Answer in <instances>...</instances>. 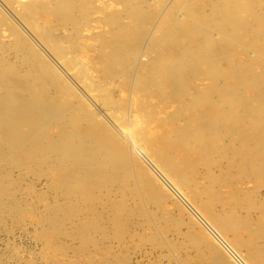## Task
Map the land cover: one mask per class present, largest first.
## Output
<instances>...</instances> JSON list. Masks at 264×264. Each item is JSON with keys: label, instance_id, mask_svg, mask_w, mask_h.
<instances>
[{"label": "bare ground", "instance_id": "6f19581e", "mask_svg": "<svg viewBox=\"0 0 264 264\" xmlns=\"http://www.w3.org/2000/svg\"><path fill=\"white\" fill-rule=\"evenodd\" d=\"M4 1L0 0L4 191L9 192L11 180L3 174V164L25 169L38 165L40 173L42 168L53 173L64 202L55 195L53 218L62 212V223L52 219L49 227L72 230L70 235L66 231L69 239H84L80 248L89 256L91 242L111 254L106 239L126 243L130 235L142 238L146 233L144 240L173 248L166 233L186 220L173 211L180 208V215L188 207L201 223L190 215L185 238L195 253L182 264H264V0H103L105 5L96 10H102L100 20L108 28L99 24L107 30L96 37L97 48L78 40L82 28L95 22L91 15L96 1ZM31 21L42 22L43 35L30 30ZM67 28L72 38L66 35L62 40V35L52 33ZM64 39L68 45H63ZM48 43L61 54L71 47L73 58L75 44L84 46L86 53L97 51L92 68L84 67L85 72H95V77L90 75L96 78L95 87L91 93L82 80L81 88L93 106L105 111L107 120L97 121L100 115L84 100L81 107L71 102L73 97L63 100L66 90L51 89L54 81L47 68L52 65L46 61L52 56L44 45ZM117 61L112 67L110 63ZM51 69L59 77L57 69ZM119 76L124 80L116 94L105 87L112 85L105 80ZM244 204L254 206L256 214L242 211ZM218 206L228 213H219ZM65 241V246L72 244ZM181 242L179 246L187 244ZM187 246L178 248L187 252ZM124 257L94 256V264H124Z\"/></svg>", "mask_w": 264, "mask_h": 264}, {"label": "rangeland", "instance_id": "374dc122", "mask_svg": "<svg viewBox=\"0 0 264 264\" xmlns=\"http://www.w3.org/2000/svg\"><path fill=\"white\" fill-rule=\"evenodd\" d=\"M92 1H96L95 2L96 5L93 6V12L94 13L92 12V15H91L92 22L95 21V22H93V24H95V25H93L91 23V20H90L89 22H90L91 26L88 25L89 27L87 26V27L82 28V30L79 32V35H78V40L81 38L80 43H79V41H78V43L80 45L81 44L84 45L85 47L88 46L91 48H94L92 45H95V47L97 48V45L100 44V42H99V39L97 41L96 37L101 32L107 30L105 27L99 28V26H100L99 24H101V26H106L107 28H108V26L105 25V23H103V21L100 20L101 17H103V15H104L102 10L101 9L96 10V8H101V6L105 5L104 1L103 0H100V1L99 0H92ZM97 1H98V3H97ZM6 2L8 4H12L13 0H10V1L6 0ZM102 3H104V4H102ZM0 5H2L1 2H0ZM1 7H3V6H1ZM0 10L4 13V11L2 9H0ZM16 10H18V11L20 10L18 5L16 6ZM98 11H100V12H98ZM98 13H99V16H98ZM41 23L42 22L40 21V23L38 22L35 24V23H32V21H31V22H28L27 24L33 33L35 32L38 35H43L44 29L41 26ZM8 24L9 23H6V25H8ZM6 25H4V26H6ZM69 27L72 29V26H69ZM97 27L99 28V30L100 29L101 30L99 31L98 29H96ZM39 28H41V29H39ZM70 28H67L66 30H62V31L55 30L52 33H53V35L56 34L57 35L56 37H59L60 35H62L60 37L62 40H63V38H65L66 35H67V37L70 36V38H72L71 37L72 33H70V30H69ZM92 29H94V30H92ZM35 30H37V31H35ZM82 31H83V33H81ZM22 32L24 33V31H22ZM62 33H64V34H62ZM73 34H74V32H73ZM76 34H78V33H76ZM38 39L41 40L39 37H38ZM82 39H84V40H82ZM86 39L89 40L90 42L85 41ZM92 39H94V40H92ZM65 40L66 39H64V41ZM68 41L66 40L65 42H63V45H68L69 44ZM82 41L89 42L90 44H86L85 42H82ZM91 41L96 42V43H93ZM44 45L47 48V50L52 53V55H51V53L49 54V52H48V54H49L48 57H51V56L52 57L51 58L47 57L48 60L45 58V61L47 60L46 62L48 63V65L50 67L52 65V67L55 68V70L57 69V71L59 72V77H60L59 78L54 73L53 69H51L52 67L50 69L47 68L49 80L54 81V84L51 85V89H53L54 91H55V89L57 90V88L60 91L62 89L66 90L65 91V93L67 92L66 97H63V100H67V102H68V100L71 101L74 98L75 100L73 99V101H71V102L76 103L77 105L79 104L78 106H80L81 103L83 102L82 100H84L85 104H87L92 109L93 113H94V109H95L98 112V114L100 115L101 119L99 120L96 118L97 121L103 122L102 120H104V119L107 120V117L105 116V114H106L105 111H103V109L100 106H98L97 104H94V106H93L90 102V99L87 97V95H85L82 92V91L85 92V90L87 89L88 91H90L92 93V88L95 87V84H93V81H94V83H96V80H94V79H96V78H94L95 72H93L91 69H89L88 71L85 72L84 67L88 66L87 68H92L89 66H91L90 65L91 60H93L97 51H89V53H86V51L83 50L85 48L84 46H82V48H79L75 44L76 49H74V51L77 50V51H75L76 52L75 54L77 55V57L75 56V58H76L75 59V58H73L74 57L73 52H72V54L68 53V52L72 51L71 47L70 48L64 47L65 52L61 54V53L55 52L56 49L52 46V44L48 43L47 45L46 44H44ZM54 56H56V58L58 57L60 59L58 60ZM78 56H80V57H78ZM66 57L69 58L70 60H73V61H69V60L66 61V59H65ZM144 57L147 58V56H144ZM144 57H143V59H145ZM61 58H63L62 61H61ZM74 60H76V61H74ZM48 61H50L51 63H49ZM55 62L58 64L60 63V64L56 65ZM61 62H63V63H61ZM118 63H120V62L117 61L116 63H113V65H112V63H110V64L112 67L115 68L116 64H118ZM85 64H87V65H85ZM69 67H72V69H70ZM118 70H120V66H118ZM91 71L93 72V74ZM72 72H73V75H72ZM96 72H98V74L100 76L103 73L102 71H96ZM90 75H92L94 77H92ZM88 77L91 79H89ZM101 77H103V75ZM120 77H121V79H118ZM53 79H55V80H53ZM62 79H65L64 81H67L68 84L67 85L64 84ZM122 79H123L122 76L114 77V78L109 77L105 81L107 84L110 81L112 85H110V83H109L108 84L109 87L108 86H105V87L108 90L112 88L113 92L116 93L115 89L117 88V86L119 88V86L122 85ZM82 80L83 81L85 80L84 81L85 85L83 84L84 82H82ZM90 80H92V81H90ZM118 82H120L121 84H119ZM79 83L82 85L80 86ZM116 83H118V84H116ZM77 84L79 85V87L77 86ZM107 84H105V85H107ZM131 85H133L132 82L130 83V87H131ZM113 86H115V87H113ZM81 87H84L86 89L84 90V88H81ZM89 87H91V88H89ZM72 88L75 92L72 90ZM75 88L78 91L75 90ZM78 92H80V93L77 95ZM74 93H76V95L82 99H80L79 97H78L79 99L76 98L77 96ZM116 94H118V93H116ZM89 103L92 105V107L90 106ZM11 164L7 163V164L2 165V168H4L3 174H5V176L11 180V186L7 187L9 190L8 193H6L4 191L3 183H2L3 181H2V178L0 177V192H1L0 193V264H92V262L94 264V259H95L94 256L97 258V260L99 259L98 257L102 258L103 256H110V259H112V260H115L118 257H124L125 256L124 257V264H170L171 262H172L171 264H174V262L176 264H182L181 263L182 259H184L186 257L185 260L189 261V259L194 256L193 254L195 252L193 250H189V248H190L189 243H187L188 240H186V239H188V237L185 238L188 235L186 230L188 229L187 226L190 223L188 221L191 219V216L193 218H195L199 223H201V222L192 213L190 214L188 207L183 206V207H186L188 211L185 210L186 208L185 209L183 208L182 214L180 213V215H177L178 214L177 212L181 211L180 208H177L176 211L175 210L173 211V214L175 217L178 216L177 218H179V216L181 217V215L183 217L186 216L185 218L181 217V219L187 220V221L186 220L184 221L185 225L181 226L179 229L176 228L178 231H175V234H174V230H176L175 227L174 228L172 227V231L170 230L169 232L166 233V237H167L168 242L171 245H175L173 248L171 246H168L169 248L167 246H160L159 247V244L157 246V243L150 242L149 240H146V239L144 240L145 236L148 235L147 233L145 236H143V237L141 236L142 238L138 237L140 239H138L137 236H135V235H133V236L130 235L129 237H132V238L128 237L126 243H123L122 240H120L118 238L113 239L111 237L113 240L111 238H108L106 240L111 241V242L109 241V244L112 247V249L115 250L113 252V250L111 249V251L114 254L112 252L110 254V252H108L107 250H105L103 248L95 247L97 245H93V242H91L89 244L91 246L89 247V245H88V248H90V251H92L93 254H90L91 258H89L90 257L89 254L84 253L80 248V247H82L81 245H84L82 243L84 239L82 240L81 238H78L74 235L75 236L74 238H72L73 236H70L72 238V239L70 238L71 239L70 240L68 236L70 235V232L72 230L68 229V231H67V230L61 228V229H58V231L57 230L54 231L52 228H50L51 226L49 227V221H52V219L56 221L57 220L56 218H60V219H58L60 221H58V220L57 221L62 223V221H61L62 212L57 213L56 216H54L55 219L53 218V211L55 208V205L53 204V202H54V198H56L55 195L58 196L57 198L60 200V202H62V203L64 202V199H63L64 197L59 196L61 194L59 193L60 191L57 188L61 183L57 180L54 181L52 179V178H54L53 173L50 174V172L46 171V169H44V168H42V173H40L38 170L41 167H39L38 165H35V167L33 165L32 167L34 169H32V167L25 169V167H21V165L14 166L13 164L12 165ZM42 167H44V166H42ZM35 168H36V170H35ZM166 186H165L166 188L169 187L168 189H170V191L173 194L174 192H173L172 186H169L168 184H166ZM55 188H57L58 191ZM61 193H63V192L61 191ZM175 194H176V192H175ZM175 194H173V195H175ZM176 195H175V197L179 198L180 201L182 202L181 196L178 194H176ZM261 195L263 197V198L261 197V200H263L264 199V190L262 191ZM170 200L172 201V199H170ZM167 201H166L167 205L173 207L174 204L171 205L173 202L172 203H171V201L169 202V199H167ZM179 205H182V204H179ZM62 208L63 207H61V209ZM243 210L245 213L252 211L250 213H252L253 215H255L256 214L255 212H257L256 211L257 209L254 206H253V208H251L246 204H244L242 206V211ZM218 211H219V213L224 214V215L228 213L225 206H222V207L218 206ZM65 217H67V216H65ZM62 219L64 220L63 216H62ZM180 229L184 233L183 236H181L182 232L180 231ZM66 231L69 232V235L67 234ZM136 231H138V230H136ZM207 231L211 235L213 234V233H211L212 231L210 232L208 229H207ZM170 232H172V233H170ZM178 232H180L181 234ZM129 233L131 234V231H129ZM217 233L219 235V232H217ZM175 236L178 237L177 241H175V239H176ZM77 238H78V240H77ZM170 238H172V239H170ZM180 238H181V241H183L185 244L186 243L187 244L179 246L180 244H182V242L180 241ZM94 239H96V238H94ZM132 239H133V241H131ZM81 240H82V242H81ZM62 241H65L64 243H67L68 245L70 242H72V244L70 243L71 245H69V247H68V246L63 245ZM78 242H81L82 244H80ZM175 242H176V244H174ZM78 244H80V245L78 246ZM182 246H185V247L187 246L188 251L186 252V251H184V249L182 251H180L179 250L180 248H178V247H182ZM77 247L80 249L76 250ZM174 248H176L177 251L175 249L174 251H176V252L172 253V250ZM193 248H195V247L193 246ZM224 250L227 252L226 249H224ZM93 251H96V253ZM191 251H192V254H191ZM182 253H184V255ZM87 254H88V256H86ZM177 254H178V256L175 257V255H177ZM114 255H115V257H114ZM169 255H171V256H169ZM172 256L175 259L178 257L176 259L177 261H175V259L173 260ZM187 256L190 258H188ZM169 260L171 261L170 263H169ZM90 261H91V263H90Z\"/></svg>", "mask_w": 264, "mask_h": 264}]
</instances>
